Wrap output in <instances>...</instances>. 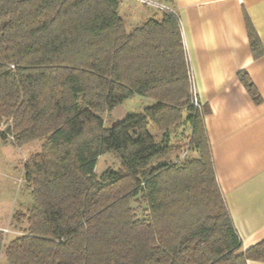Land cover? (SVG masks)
Here are the masks:
<instances>
[{"label":"trees","instance_id":"trees-1","mask_svg":"<svg viewBox=\"0 0 264 264\" xmlns=\"http://www.w3.org/2000/svg\"><path fill=\"white\" fill-rule=\"evenodd\" d=\"M170 9L128 30L122 0H0V139L21 148L31 204L7 245L15 264H249L242 251L195 104L181 20ZM170 3V4H169ZM145 5V4H143ZM147 6V5H145ZM256 56L264 53L249 24ZM259 100L250 77L240 75ZM136 96L153 101L115 120ZM188 114L191 158L181 141L160 149L150 131ZM110 154L118 168L96 170Z\"/></svg>","mask_w":264,"mask_h":264},{"label":"crops","instance_id":"crops-1","mask_svg":"<svg viewBox=\"0 0 264 264\" xmlns=\"http://www.w3.org/2000/svg\"><path fill=\"white\" fill-rule=\"evenodd\" d=\"M172 1L180 15L195 90L203 104L216 177L241 239V250L246 251L264 240V53L256 56L249 31L250 24L264 49V0ZM119 13L131 30L157 11L134 0H122ZM243 73L254 83L259 100L241 80ZM136 97L141 100L135 112L153 104ZM128 101L113 110L115 120L134 110L132 104L124 108ZM169 130L151 131L158 148L173 145L168 142ZM176 138L175 142L180 141ZM4 215L1 211L0 233L8 220Z\"/></svg>","mask_w":264,"mask_h":264},{"label":"rangeland","instance_id":"rangeland-1","mask_svg":"<svg viewBox=\"0 0 264 264\" xmlns=\"http://www.w3.org/2000/svg\"><path fill=\"white\" fill-rule=\"evenodd\" d=\"M140 100L138 97L133 98L128 101L124 108L132 104L134 110L131 113H133L136 111L135 109H139L137 103ZM149 128L152 133L157 134L160 131L154 124H151ZM6 131L7 124H0V132L5 133ZM191 131L190 117L186 113L184 114L183 121L179 125L166 132L168 142L170 141L174 144L175 139H177L176 137H179L184 146L179 155H174L172 160L177 156H184L182 154L185 153H187L185 159L195 156L196 152L188 147ZM41 144L42 141H36L24 147L17 148L11 142H5L0 139V212L6 213L4 217L8 219L4 226V231L0 233V264H15L11 260L9 261L7 245L11 240L22 235L21 228L25 227V224H21L14 219L13 214L18 211H26L31 204L30 192L26 189V184L24 182L21 184L20 180L25 181V160H28L32 154L36 153L41 148ZM159 145L161 146L162 144L160 143ZM109 167L118 168L113 157L107 154L99 159L96 170L101 174Z\"/></svg>","mask_w":264,"mask_h":264},{"label":"built area","instance_id":"built-area-1","mask_svg":"<svg viewBox=\"0 0 264 264\" xmlns=\"http://www.w3.org/2000/svg\"><path fill=\"white\" fill-rule=\"evenodd\" d=\"M134 1L139 2L141 4H145L147 6H150V7L154 8V9H158V10H160V9H170L169 6H167V5H165V4L161 3V2H158L157 0H134ZM192 92H193V95L195 97V104H196L197 108L201 109L202 104L200 103L198 94H197V92L195 90V84H194L193 79H192ZM23 182H24V180H20L21 184Z\"/></svg>","mask_w":264,"mask_h":264}]
</instances>
